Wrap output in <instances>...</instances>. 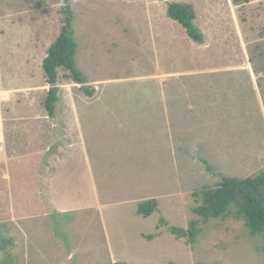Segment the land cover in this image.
Masks as SVG:
<instances>
[{
  "label": "rangeland",
  "instance_id": "rangeland-1",
  "mask_svg": "<svg viewBox=\"0 0 264 264\" xmlns=\"http://www.w3.org/2000/svg\"><path fill=\"white\" fill-rule=\"evenodd\" d=\"M69 2L77 44L74 62L95 94L86 97L80 84L59 70V100L55 116L48 120L43 103L49 85L42 61L60 31L62 4L0 0V184L8 181V175L16 181L17 199L28 203V209L38 207L40 213V177L44 162L50 161L46 146L57 143V130L71 129L72 116L87 118L90 112L96 118L104 116L103 108L89 109L88 102L122 101L130 108L128 102L159 101L161 87L168 107L176 112L171 130L178 140L177 172L166 154L155 159V126L129 125L127 138L120 141L98 131L90 143L94 156L111 154L114 171L117 151L135 154L146 171L108 174L110 188L99 190L101 201L109 204L111 216L135 215L131 228L135 235L139 230L153 235L160 217L183 228L197 218L201 232L193 245L176 239L166 228V235L151 243L137 237V243L170 257H176L173 251L182 253L185 246H193V253L183 260L186 264H264V238L249 235L242 219L229 214L204 223L191 211L200 203L193 191L216 186L222 176L246 178L264 169V0ZM170 2L193 6L202 43L192 41L180 24L166 16ZM133 176L137 188H131ZM1 195L0 189V264H25V259L26 264L36 260L47 264L38 259V249L50 257L59 246L55 237H48L51 229L44 225L41 232V222L34 218L28 241L18 233L25 229V220L2 223L10 206ZM147 197L158 200L150 218L137 215L133 203ZM95 222L91 219V225ZM76 226L75 235L66 232L71 245L80 249L85 264H95L87 233L93 228L88 219L78 220ZM23 240L28 243L25 258L19 251ZM10 245H17L16 257Z\"/></svg>",
  "mask_w": 264,
  "mask_h": 264
},
{
  "label": "crops",
  "instance_id": "crops-1",
  "mask_svg": "<svg viewBox=\"0 0 264 264\" xmlns=\"http://www.w3.org/2000/svg\"><path fill=\"white\" fill-rule=\"evenodd\" d=\"M158 90L159 101L140 102L137 105L128 102L132 105L130 108H134L132 113L127 112L130 108H125L128 104L122 101L88 102L89 109L103 108L104 116L96 118L91 114L92 112L89 113L87 118L72 116L71 129L61 127L60 130H57V135H54L58 138L57 143L46 146V152H48L45 157L50 156V161L44 162L45 167H42L44 171L40 177L41 197L43 198L40 213H38V207L32 206L28 209V203L17 199L16 181L13 182L8 175L4 174L8 181L3 180V186L2 183L0 184L1 197L5 196L10 208L8 209V217L4 222H1L5 224L12 223L19 220V218L25 220V229H20L18 233L22 232L21 235L29 241L31 237L30 229L34 218H37L41 222L40 226H42L40 231L44 232V225H48V228L51 229L48 237L50 239L55 237L56 239L53 242L59 243V246L54 247L53 255L50 257L45 256L38 249V253H40L38 259L41 260V263L85 264L79 256L80 249L76 250L72 247L66 232L75 235L79 231L76 226L78 220L88 219L90 226L93 228L87 232L91 238L88 248L95 264H186L183 260L187 255L193 253V246H185L186 248H183L182 253L173 251L176 257H170V253L159 252L156 251L157 248L142 246L137 243V237L141 238L144 243H151L166 235V232H164L166 231L165 227L159 225L161 217L158 218V224L155 225L154 229L156 232L153 233H157V235L152 239H147L144 236L152 233L139 230L135 235L131 230L132 224L135 225V219L133 218L136 217L135 215L111 216V209L107 210L111 207H108L109 204L102 202L100 199L101 193L99 190L110 188L108 174L113 172L122 173L127 170H130L129 172L133 174L145 173L146 171H143L145 169H142L145 166L144 162L138 161L135 154L125 153V155L123 152L117 151V168L113 171L110 165L114 162L110 157L112 155L104 152L96 157L90 148L91 139L97 135L96 132L98 131H101L100 134L104 136H109L113 140L116 137L120 141L127 138L128 134L126 133H128L129 125L155 126L153 131L156 136L154 143L157 149L155 150V159L159 160V157L166 154L174 172H177L178 140H176V135L175 133L173 135L171 130L173 121L175 122L176 112L171 111V108L168 107L169 104L165 99L166 91L161 87ZM75 114L73 113V115ZM54 116L55 114L48 116V120ZM101 125H104V127ZM52 134L50 129L49 135L52 136ZM59 139L62 140L59 141ZM157 142L160 145L156 146ZM126 167H130V169H126ZM13 172L15 173L17 170ZM132 182L134 184L131 185V188H137L138 179L135 176L132 177ZM28 187L29 185L25 184L24 189H28ZM25 193L27 194V192ZM26 194L23 195L24 198ZM140 201L141 199L137 202L133 200V203L137 206ZM19 205H26L27 208L25 207L22 210ZM136 206L134 207L136 208ZM91 219L96 221L92 225ZM37 224H39L38 221ZM65 225L68 226V229H65ZM75 227L76 230L73 229ZM16 247L17 245H10V252L15 254V257L17 256ZM27 248L28 243L23 240L19 251L24 254V258L27 254ZM196 263L192 262L190 264ZM35 264H37V260Z\"/></svg>",
  "mask_w": 264,
  "mask_h": 264
},
{
  "label": "trees",
  "instance_id": "trees-1",
  "mask_svg": "<svg viewBox=\"0 0 264 264\" xmlns=\"http://www.w3.org/2000/svg\"><path fill=\"white\" fill-rule=\"evenodd\" d=\"M62 4L60 31L49 45L42 61L44 78L49 88L43 103L48 116L55 114V105L59 100V70L66 72L64 77L80 84L79 89L86 97H92L95 90L87 85V80L74 62L77 44L72 29V12L70 0H59ZM166 16L180 24L187 36L196 43L204 41V35L195 28L196 18L190 3L170 2L166 6ZM207 163V162H204ZM210 170V166L206 167ZM192 197L198 205L191 211L204 223L211 219H222L234 214L244 221L247 232L251 236L262 235L264 238V169L252 177L239 178L222 176L221 181L214 187L203 186L192 192ZM158 209V200L146 198L137 203L136 214L142 217L151 216ZM159 225L165 227L178 239H185L193 245L201 232L199 220L191 219L186 228L168 225L161 218ZM156 234L145 235L152 239ZM196 264H204L197 262Z\"/></svg>",
  "mask_w": 264,
  "mask_h": 264
}]
</instances>
